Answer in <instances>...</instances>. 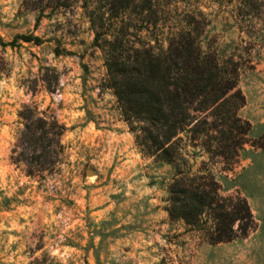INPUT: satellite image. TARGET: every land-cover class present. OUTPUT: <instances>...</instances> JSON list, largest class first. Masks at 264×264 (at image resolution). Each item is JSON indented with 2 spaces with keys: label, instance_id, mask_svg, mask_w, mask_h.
Here are the masks:
<instances>
[{
  "label": "rangeland",
  "instance_id": "374dc122",
  "mask_svg": "<svg viewBox=\"0 0 264 264\" xmlns=\"http://www.w3.org/2000/svg\"><path fill=\"white\" fill-rule=\"evenodd\" d=\"M164 29L142 36L162 46L176 23L205 19L203 47L221 59L239 40L233 3L227 0H152ZM138 8L124 19H140ZM39 11L24 0H0V264H264V53L244 71L239 87L246 103L239 116L251 122L250 139L230 171L197 153L213 169L224 194L245 196L257 228L245 238L211 244L168 215L172 164L143 154L106 86L102 51L81 1ZM146 13V12H145ZM152 29V31H151ZM33 34L41 43L25 42ZM17 39L15 46L7 43ZM26 105L54 114L66 126L57 169L30 175L13 162Z\"/></svg>",
  "mask_w": 264,
  "mask_h": 264
},
{
  "label": "trees",
  "instance_id": "16d2710c",
  "mask_svg": "<svg viewBox=\"0 0 264 264\" xmlns=\"http://www.w3.org/2000/svg\"><path fill=\"white\" fill-rule=\"evenodd\" d=\"M74 1L78 0H24V4L39 11V23L49 15L48 8H68ZM79 1L104 57L106 86L113 90L137 147L175 167L168 186L170 219L183 221L211 244L247 237L258 226L247 198L239 192L224 194L210 161L194 169L190 160L197 153L188 148L207 153L224 171L239 163L248 142L264 148V136L250 140L252 124L238 113L246 103L240 77L264 53V0H227L233 3L239 40L224 59L215 48L203 47L205 19L176 23L164 47L161 33L154 44L142 36L144 29H164L160 19H152L159 14L152 0ZM131 7L139 9L140 19H124ZM18 38L41 43L33 34ZM16 43L17 39L7 44ZM20 115L25 123L12 161H24L33 176L55 171L64 155L66 126L34 105H26Z\"/></svg>",
  "mask_w": 264,
  "mask_h": 264
}]
</instances>
